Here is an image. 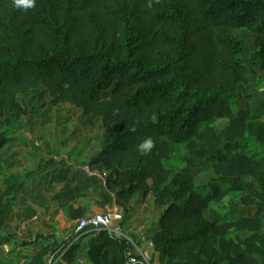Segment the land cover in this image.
<instances>
[{
	"label": "trees",
	"instance_id": "1",
	"mask_svg": "<svg viewBox=\"0 0 264 264\" xmlns=\"http://www.w3.org/2000/svg\"><path fill=\"white\" fill-rule=\"evenodd\" d=\"M259 69L264 0H37L27 10L0 0V169L15 139L2 126L25 113L18 95L44 87L54 104L78 106L99 126L88 165L109 171L103 205L142 194L163 208L147 237L160 262L264 264V102L248 107L263 93ZM146 136L155 147L141 155ZM177 147L183 166L172 163ZM209 171L216 176L198 184ZM14 211L10 191H0V229ZM134 253L127 238L84 230L25 264L79 255L138 264L128 262Z\"/></svg>",
	"mask_w": 264,
	"mask_h": 264
},
{
	"label": "rangeland",
	"instance_id": "2",
	"mask_svg": "<svg viewBox=\"0 0 264 264\" xmlns=\"http://www.w3.org/2000/svg\"><path fill=\"white\" fill-rule=\"evenodd\" d=\"M238 34L241 37H247V39L252 36L248 30H242ZM257 77L258 87L264 93V71L262 69H259ZM263 93L257 94L256 98L249 101L248 107L252 111L257 112L258 108H261V103L264 102ZM18 99L22 103L25 113L2 126L3 130L15 139L7 144L2 155L0 176L2 174L3 176L0 177V190L4 192L8 186H15L19 181H29L27 176L20 177V175L24 172H32L34 162L42 164L43 168L50 165H53V168L54 166L61 168L65 165L64 157L71 156L70 160L79 161L82 170L86 171L84 167L86 168L91 157L99 150L97 147L99 145L97 141L100 133L99 126L88 125L83 116V110L78 106L70 103L54 104L52 95L44 87L39 90L32 89L26 95L21 93L18 95ZM226 122L227 120H219L217 124L225 125ZM47 142L52 143L53 147L49 148L50 151H48ZM185 154L184 149L177 147L173 153V165L183 166L182 160ZM66 161H69V158H66ZM8 163L10 167L7 165ZM81 175L85 176L83 172ZM215 176L214 171L204 172L197 176L196 182L205 184ZM3 182L4 184H2ZM12 192L15 191L12 190ZM12 192L11 195L14 194ZM230 198L234 197L230 195L221 202L220 208H224L223 213L227 211ZM131 204V210H126L123 225L129 235L140 243L142 242L141 235L147 238L150 228L158 227L157 221L163 208L156 203L152 195L144 198L142 194H138ZM216 207L219 208V204ZM4 247H0V264H6L4 262L15 251L13 244H10L8 249L6 246ZM53 262L54 260L50 258L48 263L53 264ZM152 263H156V256ZM163 263L164 261L158 264ZM72 264H91V262L83 255H79L77 261Z\"/></svg>",
	"mask_w": 264,
	"mask_h": 264
},
{
	"label": "crops",
	"instance_id": "3",
	"mask_svg": "<svg viewBox=\"0 0 264 264\" xmlns=\"http://www.w3.org/2000/svg\"><path fill=\"white\" fill-rule=\"evenodd\" d=\"M47 144L50 151L52 143ZM99 151L100 148L95 154ZM64 159L65 165L61 168H53V165L43 168L42 164L34 162L32 172L20 175L27 176L29 181L20 182L19 179L15 186L5 189L10 191L11 197L14 195L15 211L12 219L0 229V247L6 246L8 249L13 244L15 251L4 263L25 264L41 247L69 240L76 232L79 219L75 216L76 211L85 210L88 215L94 212L121 211L126 217V210H131V202L114 200L104 206L103 182L96 176H89L82 170L79 161L70 160L71 156ZM7 165L10 167L9 163ZM2 176L3 174L0 177ZM11 192L14 194L11 195ZM72 195L76 198L71 199ZM76 240L78 238L74 239ZM24 241L29 243L23 245ZM85 242L86 239H83L82 243Z\"/></svg>",
	"mask_w": 264,
	"mask_h": 264
},
{
	"label": "built area",
	"instance_id": "4",
	"mask_svg": "<svg viewBox=\"0 0 264 264\" xmlns=\"http://www.w3.org/2000/svg\"><path fill=\"white\" fill-rule=\"evenodd\" d=\"M86 173L89 176L98 177L103 184H106L109 176L108 170L93 169L89 165L86 166ZM125 216L121 211L94 212L81 219H78L76 232H94L95 234L105 230L110 235L127 238L134 245L135 253L128 257L129 263L138 264H158L152 263L153 258H157V252L154 244L144 235H141L142 242L132 238L125 229L123 222Z\"/></svg>",
	"mask_w": 264,
	"mask_h": 264
},
{
	"label": "clouds",
	"instance_id": "5",
	"mask_svg": "<svg viewBox=\"0 0 264 264\" xmlns=\"http://www.w3.org/2000/svg\"><path fill=\"white\" fill-rule=\"evenodd\" d=\"M15 6L17 8H23L25 10L34 8L36 6L37 0H14ZM155 147V140L152 136H146L141 139V141L136 146L137 151L141 155L150 154Z\"/></svg>",
	"mask_w": 264,
	"mask_h": 264
},
{
	"label": "water",
	"instance_id": "6",
	"mask_svg": "<svg viewBox=\"0 0 264 264\" xmlns=\"http://www.w3.org/2000/svg\"><path fill=\"white\" fill-rule=\"evenodd\" d=\"M160 259H161V253L158 252L157 253V258H156L157 263H160Z\"/></svg>",
	"mask_w": 264,
	"mask_h": 264
}]
</instances>
